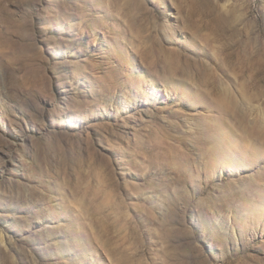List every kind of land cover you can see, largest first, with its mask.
Masks as SVG:
<instances>
[{
    "label": "rangeland",
    "instance_id": "obj_1",
    "mask_svg": "<svg viewBox=\"0 0 264 264\" xmlns=\"http://www.w3.org/2000/svg\"><path fill=\"white\" fill-rule=\"evenodd\" d=\"M262 190L264 0H0V264H264Z\"/></svg>",
    "mask_w": 264,
    "mask_h": 264
},
{
    "label": "bare ground",
    "instance_id": "obj_2",
    "mask_svg": "<svg viewBox=\"0 0 264 264\" xmlns=\"http://www.w3.org/2000/svg\"><path fill=\"white\" fill-rule=\"evenodd\" d=\"M215 88H216V87H215ZM212 104H214V102H213ZM213 106H215V104H214ZM216 129H217V128H216ZM222 129H223V128H222ZM224 129H225V131L227 130L226 128H224ZM206 133H207V132H206ZM207 134H208V133H207ZM224 134H225V133H224ZM208 135H209L208 138H209L210 140H213V138H214L213 135H212V134H211L212 136H211L210 134H208ZM225 136H226V135H225ZM227 136H228V135H227ZM231 136H232V135H231ZM243 136H244V135H243ZM232 137H233V136H232ZM238 137H239V136H238ZM254 137H255V136H254ZM235 138H236V137H235ZM241 138H242V136H241ZM241 138H240V139H241ZM228 139H229V138H228ZM254 139H255V138H254ZM258 139H259V138H258ZM258 139H256V140H258ZM260 139H261V138H260ZM217 140H218V139H217ZM224 140H225V139H224ZM229 140H230V139H229ZM229 140H228V141H229ZM234 140H235V139H234ZM236 140H237V139H236ZM241 140H242V139H241ZM243 140H244V139H243ZM245 140H246V139H245ZM214 141H215V140H214ZM226 141H227V140L224 141L225 144H226ZM228 141H227V142H228ZM230 141H231V140H230ZM247 141H248V140H247ZM258 141H259V140H258ZM260 141H261V140H260ZM216 142H217V141H216ZM218 142H220V141L218 140ZM220 143H221V142H220ZM220 143H219V145H220ZM222 143H223V140H222ZM257 143H258V142H257ZM211 144H212V143H211ZM216 144H217V143H216ZM225 144H224V145H225ZM228 144H229V143H228ZM245 144H246V141H244V145H245ZM249 144H251V141H250ZM226 145H227V144H226ZM226 145H225V146H226ZM244 145H243V146H244ZM246 145H247V144H246ZM217 146H218V145H217ZM217 146H214V147L217 148ZM221 146H223V145H221ZM225 146H224V147H225ZM248 146H249V145H248ZM250 146H251V145H250ZM260 146H261V145H260ZM246 147H247V146H246ZM246 147H244V148H246ZM221 148H222V147H221ZM225 148H226V147H225ZM212 149H213V148H212ZM217 149H218V148H217ZM232 149H233V148H232ZM232 149H231V150H232ZM234 149H235V148H234ZM246 149H248V148H246ZM218 150H219V149H218ZM218 150H217V151H218ZM221 150H222V149H221ZM227 150H228V149H227ZM213 151L215 152L214 149H213ZM222 151H224V150H222ZM222 151H221V152H222ZM229 151H230V149H229ZM211 152H212V150H211ZM227 152H228V151H227ZM233 152H234V151H233ZM246 152H247V151H246ZM249 152H250V151H249ZM234 153H235V152H234ZM238 153H240V152H238ZM213 154H214V153H213ZM232 154H233V153H232ZM243 154H244V153H243ZM216 155H217V154H215V155L213 156V157L215 158L214 160H213V158H211V157H210L211 160L208 158V159L210 160V163H211V164H214V163H215V164H214L215 167H216V165H217L218 163L222 162L223 160H226V158H227V157L225 158V155H223V154H220V155H218V156H216ZM226 155H227V154H226ZM228 155H230V154H228ZM238 155H239V154H238ZM241 155H242V154H241ZM233 156H235V155H233ZM236 156H237V155H236ZM234 160H235V159H234ZM213 161H214V162H213ZM258 161H259V160H258ZM207 162H208V161H207ZM223 162H224V161H223ZM207 164H208V163H207ZM220 164H221V163H220ZM244 164H245V163H244ZM222 165H223V164H222ZM208 166H209V164H208ZM211 168H212V167H211ZM218 168H219V167H218ZM213 169H215V168H213ZM222 170H223V169H222ZM212 171H213V170H212ZM213 173H214V172H213ZM258 184H259V183H258ZM261 187H262V186H261ZM262 191H263V190H262ZM260 193H261V192H260ZM262 194H263V195H262V198L260 199V203L257 204V206H255V207H257V208L254 209V211H255V213H256L257 215H258V214H259V215H264V191H263ZM259 196H260V195H259ZM259 211H260V212H259ZM253 217H254V216H253ZM254 222H255V221H254Z\"/></svg>",
    "mask_w": 264,
    "mask_h": 264
}]
</instances>
